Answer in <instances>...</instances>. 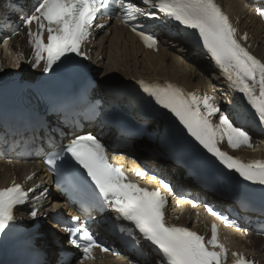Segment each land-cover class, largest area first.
<instances>
[{
    "label": "snow or ice",
    "instance_id": "6c2138e0",
    "mask_svg": "<svg viewBox=\"0 0 264 264\" xmlns=\"http://www.w3.org/2000/svg\"><path fill=\"white\" fill-rule=\"evenodd\" d=\"M140 3L148 9L158 10L165 22L177 23L185 31L194 30L202 49L219 67L230 89L242 94L256 118L255 123L264 126V60L251 52L246 43L247 33L241 35L238 32L215 0H140ZM113 6L119 8V18L129 24L147 48L157 47V32L152 24L141 23L139 18L158 20L159 16L145 11L136 0H35L32 8L23 12L21 19V23L28 28L29 44L33 49L32 67H40L43 62L42 71L49 73L54 68H63L66 62L73 64V57L90 59L85 46L91 30L94 26L102 27L95 22L99 16L114 13ZM4 12L6 9L3 0H0V13ZM257 14L264 18V5L257 8ZM131 21L137 22L129 23ZM34 22L35 32L31 29ZM18 27L12 29L13 35ZM4 44H8L7 39ZM138 84L155 105L174 116L187 134L226 170L238 174L244 181L264 186V161L244 162L220 147L225 140L232 149L252 147V136L246 127L250 120L248 111L235 101H228L227 105L218 104L214 96L187 92L171 83L161 86L141 80ZM80 102H86L95 114V101H85L82 97ZM56 110L64 109L57 106ZM214 118L218 119V123ZM128 134L135 133L129 131ZM50 140L53 150L47 154L45 163L56 174V183L66 193V199L79 202V210L86 213L83 219L71 216L66 221H57L68 234V243L80 250L77 264L92 259L94 249L106 253L110 251L88 225V221L93 219V211L107 209L116 213L114 230L118 227L121 234L129 238L138 235L154 246L157 258L153 264H223L227 253L225 245L219 240L217 226H211L210 238H206L188 227L168 223L164 211L168 203L166 195L159 188L149 189L131 181L121 166L109 162L106 145L96 135L73 132L68 142H61L58 147L53 138L50 137ZM84 173L94 185L90 191ZM147 174L146 171L136 172L140 177ZM156 178L153 175V179ZM160 185L166 192L174 191L173 186L163 178H160ZM35 191L36 188L24 190L16 183L0 189V234H6L16 220V207L23 205L29 199V193L34 195ZM46 194V190H42L36 197L37 201ZM196 206L193 204V207ZM205 207L208 213L226 225L233 224L223 212L210 205ZM38 215V208L33 207L30 216L35 219ZM115 220L127 222V226L124 223L116 225ZM237 230H241L239 226ZM233 256L237 257L236 264H254L242 254L233 253Z\"/></svg>",
    "mask_w": 264,
    "mask_h": 264
},
{
    "label": "bare ground",
    "instance_id": "6f19581e",
    "mask_svg": "<svg viewBox=\"0 0 264 264\" xmlns=\"http://www.w3.org/2000/svg\"><path fill=\"white\" fill-rule=\"evenodd\" d=\"M243 22L250 26L245 27L248 29L247 33L253 37L252 41L247 40L246 43L257 58L264 60V31L258 29L259 22L254 18L246 19ZM176 39V36L171 37L162 33L160 49L157 54H153L141 50L133 40L125 39L124 43L123 39L119 40L117 34L106 38L105 42L100 43L97 48V55L104 58L103 65L101 67L97 62L93 64L98 74L100 89L103 91L123 78L142 79L144 81H146L145 79L160 81L172 79L182 83L193 93L216 97L218 104L227 105L228 101H235L239 104L223 74L213 70L207 59L194 56L186 46L178 47L179 43ZM164 45H169L170 49L165 50ZM32 53L33 49L27 37L20 34L13 38L8 51L2 55L0 53V87L8 84L5 80L9 76H12L13 80H17L27 74H37L39 67L34 68L30 63ZM244 101L246 102V99ZM143 142L145 146H150V143H153L149 140ZM252 142L255 144L252 148L238 150L236 155L246 162L264 161V138L256 142L252 140ZM37 168L36 164H33L32 168L31 164L19 165L14 168L1 165L0 187L10 182V175H14L16 172L21 173L24 170H28L30 173ZM31 204L28 202V205ZM38 205L40 216L53 210L46 201L42 200ZM52 206L54 205L52 204ZM44 231L47 233L48 240H54L56 237L51 235L49 231L59 235L49 223L44 227ZM60 241H64L63 236H61ZM47 244L53 251L54 246L51 242L49 241ZM233 253L242 254L254 264H264V240L255 237L241 238L237 234H230L227 264H236L237 257L233 256Z\"/></svg>",
    "mask_w": 264,
    "mask_h": 264
},
{
    "label": "rangeland",
    "instance_id": "374dc122",
    "mask_svg": "<svg viewBox=\"0 0 264 264\" xmlns=\"http://www.w3.org/2000/svg\"><path fill=\"white\" fill-rule=\"evenodd\" d=\"M6 63H7V61H5ZM10 65H11V63H10ZM103 71H104V69H103Z\"/></svg>",
    "mask_w": 264,
    "mask_h": 264
}]
</instances>
